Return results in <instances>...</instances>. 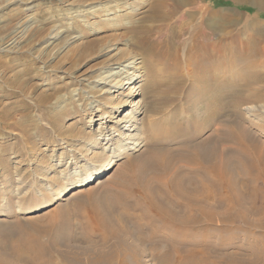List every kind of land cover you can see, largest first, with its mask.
I'll return each instance as SVG.
<instances>
[{"label":"rangeland","instance_id":"374dc122","mask_svg":"<svg viewBox=\"0 0 264 264\" xmlns=\"http://www.w3.org/2000/svg\"><path fill=\"white\" fill-rule=\"evenodd\" d=\"M150 1L0 0L1 258L14 260L21 251L25 258L39 260L32 246L49 245V252L45 255L42 247L39 256L48 255L55 264H62L60 252L68 259L70 252L79 251L86 262L89 256L85 254L91 251L82 254L83 248H97L100 242L95 238L100 234L107 235L104 246L111 248L115 238L109 232L125 227V238L142 252L140 263L159 264L147 242L146 220L156 218L154 212L145 208L140 192L133 191L131 198H125V194L121 201L118 199L124 189L119 183L134 182L137 155L150 157L147 145L130 155L126 153L100 182L72 188L55 200L59 186L76 178L70 175L74 166L78 170L88 169L87 163L91 162L98 167L108 158L94 159V152L103 147L97 144V148L92 146L88 152L87 142L97 136L95 122L99 115L105 111L111 113L107 106L113 99L108 100V94L99 95L103 84L97 80L109 64L106 63L108 48L117 46L119 63L122 61L123 65L126 59H133L142 64L141 77L133 80L135 93L127 98L128 101L142 99L137 117H144L150 129L154 126L158 138L162 134L161 126L177 125V130L169 136L173 139L166 141L178 153L170 149L173 165L187 168L188 176L203 178L195 171L197 165L184 154L200 142L209 156L213 155L208 164L217 158L229 161L227 174L235 182V189L221 183L217 191L223 195L222 201L209 202L219 215L218 221L228 223L192 227L191 246L209 247L206 252L210 254V262L217 258L216 264H264V227H259L264 226V178L250 164L253 153L240 152L231 137L233 133L229 134L234 131L246 138L245 133H250L260 143L264 142V99L253 97L251 90L243 88L246 79L241 74L247 68L264 73V8L258 7L264 2L196 0L208 12L223 16L222 31L221 28L210 30L195 20L184 21L187 18L183 9L174 4L164 9H168L167 19L142 22L141 25L152 27L146 34L133 31L148 13ZM193 24H196L194 29ZM209 45L216 50H210ZM209 54L217 58L206 60ZM97 100L101 101L100 105ZM247 106L254 108L248 111ZM112 123L109 126L113 127ZM136 130L132 134L139 136L143 131L142 127ZM112 142V147L118 146L117 139ZM179 148L183 155L179 154ZM110 153L109 149L104 150V154ZM73 156L78 161L74 162ZM128 158H132V166L123 164ZM160 174L165 179L169 176ZM139 176L136 178L141 181ZM206 176L207 184L213 181V173L207 172ZM139 200L142 204L135 208L134 201ZM45 201L53 203L41 213H28L26 208ZM99 214H108V222H101ZM86 236L93 239L90 241ZM143 237H147L144 242ZM26 263L16 261V264Z\"/></svg>","mask_w":264,"mask_h":264},{"label":"bare ground","instance_id":"6f19581e","mask_svg":"<svg viewBox=\"0 0 264 264\" xmlns=\"http://www.w3.org/2000/svg\"><path fill=\"white\" fill-rule=\"evenodd\" d=\"M261 2H264V1L261 0L260 3ZM173 4L183 9L184 16L187 18L186 19L184 16H181V19L183 20L186 19L184 21H187L188 19H190L188 20L189 22H193V20H195L194 22L198 23L199 25L204 23L206 24V27L210 30L220 29L222 24L225 22V19L223 18V16H221L219 13L208 12L206 9L199 6L196 3V0H152L150 1L148 13L140 21L141 23L139 25H136L137 27L135 26L133 28V31L138 32V33L142 32L143 34L145 32L147 33L150 29H152V27L149 29L148 26L141 25L143 24L142 22L154 21L155 19L157 20L158 18H161L162 20L167 19L168 9L166 11L164 9H166V7L171 6ZM262 5H264V3L258 4V7L264 8ZM192 26L194 29L196 24H193ZM262 28L264 29V25ZM219 31H222V28ZM108 49L109 50H107L108 52L106 54L108 55L109 62H106V63H109V64L107 65V67L105 66L106 69L104 73L100 75V78L97 80V82L99 84H103V86H101L100 88L101 93L99 95L108 94L110 95L107 97L108 100L113 99L112 101L109 102L110 105L107 106L110 108L111 113H109L108 111H105L99 115L100 117L96 119L98 123L95 120L96 121L95 124H98L95 129L97 131L96 133L97 136L90 138L89 142H87V145L89 146L87 148L88 152L92 146L97 148L98 147L97 144H100L101 148L103 147L102 150L94 152V155H93L94 159L97 157L106 159L107 156L108 158L103 165L98 166V167L94 166V164L91 162L87 163L88 169L81 168L82 170L80 169L78 170L76 169L77 167L74 166L73 167L74 174L70 171V175H71V178H72V175H73V178L74 176H76V178L74 180L72 179L73 181L70 183H67L65 186L63 185L59 186V188L55 192V194L57 195V198H55V200H57L59 197L64 196L65 193L72 188L87 186L95 182H100L99 179L104 178L110 174L116 162H118L121 159H124L128 153L138 151L142 146L147 145L146 148L148 149L150 148L149 149L150 153L148 152V155L150 154V157L149 156L145 157V155H142V154L137 155L138 156L136 157V160L138 162L137 170L135 171L131 167L135 171L133 174L134 182H131V181L129 183L125 182L126 184L119 183L120 185L124 187V189L121 193H119L118 199L121 201L123 198V195L125 194L127 195L125 198H127L128 196L131 195V193H133V191L140 192L142 198L146 202L145 208L150 209L152 212H154V216L156 218H153V219L149 218L146 220V223L149 225V232L147 236L149 238L148 239L149 241L147 242H149L151 246V249H150L151 255L159 261V264H209L211 258H209L210 254H207L208 252H206V250H208L207 248L209 247L205 245L194 246L195 244L192 247L191 242H190V235L192 234L191 233L192 229L201 228L202 223L203 224L212 223V222L228 223L227 221H222V220L218 221L219 215L215 214V212L213 211V207L209 202L215 200L218 203V201L219 202L222 201L223 195H219L217 191L221 183L223 184L225 183L226 188L227 187L229 189L231 188V190L233 191L235 189V186H234L235 182H232L231 177L227 174L229 171L228 169H230L229 161H225L226 159L221 160L217 158L215 162H213L212 164H208L209 162H211L209 158H211L213 155H210L211 156L210 157L206 149V146L203 144V142H200L199 144H197L195 148H193L194 150L192 151L190 150V151L184 152L183 150H181V148H179L178 152L179 154L181 153V155H183V152H184V154L186 155L185 157H187L188 161L192 162L193 164L195 163V165H197L195 171L199 172L200 173L199 175H201V177L203 178H198V177L195 178L193 177V175L188 176L186 175L188 172L187 168H184L181 165L174 166L172 163L173 159L171 158L172 156L170 154V151H171L170 149H173V148H171V146L168 144V142L166 143V141L167 140L170 141L173 139L172 137L169 138V136L172 135L174 130H177V125L175 124V125H172L171 127L161 126L162 134H161V137L158 138L155 135V130H154L155 127L150 125L151 126V129H150V127H147L145 125L144 117H140V118L137 117V114L140 113L139 111H137V109L138 107H140V105H142V99L140 98L135 101L134 100L128 101L127 98L129 96L132 97L135 93V89H134L135 85H133V82H134L133 80H136L137 78L141 77L139 69L142 64L140 63V61L136 62L133 59L131 61L130 60L128 61L126 59L122 65L121 64L122 61L121 63H119L120 59L116 56L117 51L119 50L117 46L115 47L113 46L112 48L110 46V48ZM214 49L216 50L214 46H210V50H214ZM111 51H115V52H111ZM210 55L211 54L206 56V60H214L213 58H217L216 55H214L212 58ZM215 60L217 61V59ZM134 62L135 64H139V63L140 64L132 65V63ZM218 62L220 61L218 60ZM251 69L247 68L245 72L241 73L246 79V83H244L245 85H243V88L244 89L247 88V90L249 91L251 90L253 97L258 98V99H264V73H262L263 71L262 72L258 71L259 69L258 70H255V69L251 70ZM123 73H125V75ZM82 79L86 80L85 77ZM249 85L250 87L248 88ZM122 89H128V91L123 92ZM123 96H125L126 99H123L122 98ZM114 98H117L116 103H113ZM237 99L238 98H236V100ZM97 101L99 103L98 105H100L101 101L100 100H97ZM241 101L242 100H240V102ZM128 103H130L129 107L127 106ZM125 105L126 107L122 109V107H124ZM252 108L254 107H250V106L246 107L248 111L252 110ZM110 122H113L112 123L113 127L109 126ZM138 127H142L143 129V131L140 132L139 136L137 133L132 134L134 130L137 129L136 131H138ZM114 132H117V133L113 134ZM223 132H226V131H223ZM232 133L234 134V131L229 133L230 136ZM222 134L226 135L227 133L226 134L222 133ZM233 134L231 137L234 139V142L236 141L235 143L240 148V152L245 153V152L250 151V153L251 152L253 153L254 160L253 161L250 160L251 161L250 164H252L254 170L259 171L257 175H261L264 178V144H263L264 142L260 143V141H257L254 138V136L250 133H245L246 138L240 137L237 134H234V135ZM142 135H144V137ZM115 139H117L118 146L112 147L110 144L113 143L112 140H115ZM144 139H146V142L143 141ZM251 140H254V142L250 143L251 145H248V143L251 142ZM105 149H109L111 153L108 155L104 154ZM175 151L176 150L173 149L172 152H175ZM250 153H247L246 155L248 154L250 155ZM75 158L76 157L73 156L74 162L78 161V159L76 160ZM132 158H128L127 160L125 159L126 161L123 164L129 165ZM162 172L168 173L169 176H167L165 179L164 174H163V178H162L160 174ZM192 172L193 171H191V173ZM207 172L213 173V176H214L213 181L209 182V184L205 182L207 181V176H206ZM149 173L151 176L150 175L148 176ZM138 175H140L139 177L141 181L137 180L138 178L136 177ZM114 180L116 179L114 178ZM211 186L213 188L212 190H211ZM246 186L248 185H245V187ZM120 197L122 198L120 199ZM131 197L132 196H130L129 198ZM52 203L53 202L45 201L35 207L26 208V209L29 211L28 213H41L44 210H46V208ZM140 203H141L140 200L134 201L133 206L135 208H139ZM107 208L109 207H106V209ZM106 215L102 214L98 217L101 222L103 223L106 221L108 222L109 218ZM142 217H144V215ZM147 224H145V226ZM259 227L263 228L264 226H259ZM206 229L208 231L210 230V228H206ZM124 231H126L125 227H122L120 230L119 228L118 229L114 228V230H111L109 232L110 235L115 238V242L113 243L114 246L112 247L110 246L111 248H109L107 245L104 246V244H106L107 242L106 234H100L99 238H95L96 241L100 242V245L97 248H93L92 246H87L83 248L82 250V254L84 251H87V250L91 251L89 254H85L89 256L87 257L86 262L83 261L84 258L81 257L79 251L78 253L70 252L68 259L64 258V256L66 255L64 256L62 255V253L64 252H60V255L62 257V264H141L140 258L142 256L141 257L139 256L142 252H139L138 250H136L134 247V244H132L130 241L127 240V238H125L127 235L125 236L123 235ZM147 237L145 238L143 237L142 241L144 242ZM86 238H88V240L90 241L93 239L92 236H89V237L86 236ZM55 242L56 241H54V243H51L52 248H54L53 245H55ZM42 247L44 248L43 251H45L44 254L46 255L49 252V245L42 246ZM42 247L38 245L32 246V251L35 252V249H36V252H37L36 255L39 257V260L31 258V257L25 258L24 253L22 254L21 251H18L16 254V257H14L15 258L14 260H12L11 258H1L0 257V264H16L17 260H23L27 262L28 264H55L52 260V257L50 258L48 257V255L44 256L42 254L39 256L38 253L42 252L41 251ZM105 247H108V248H105ZM219 247L221 248V246ZM216 254H218L219 256L218 252H216ZM218 256H215V257H218ZM197 258H200V260L202 259V263L200 262V260H199L200 263H198ZM214 260L212 259V261L214 262L212 264H216V262H218L217 258Z\"/></svg>","mask_w":264,"mask_h":264},{"label":"trees","instance_id":"16d2710c","mask_svg":"<svg viewBox=\"0 0 264 264\" xmlns=\"http://www.w3.org/2000/svg\"><path fill=\"white\" fill-rule=\"evenodd\" d=\"M221 4H228L229 2L226 1H218ZM246 10H252L250 7H245Z\"/></svg>","mask_w":264,"mask_h":264}]
</instances>
